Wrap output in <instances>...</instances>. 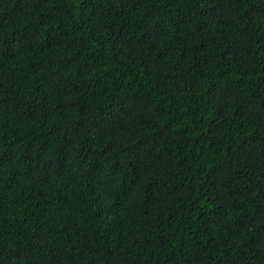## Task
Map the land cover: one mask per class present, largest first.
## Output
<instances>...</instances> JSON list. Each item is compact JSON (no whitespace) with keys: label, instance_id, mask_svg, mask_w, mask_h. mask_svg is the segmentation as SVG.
I'll list each match as a JSON object with an SVG mask.
<instances>
[{"label":"trees","instance_id":"obj_1","mask_svg":"<svg viewBox=\"0 0 264 264\" xmlns=\"http://www.w3.org/2000/svg\"><path fill=\"white\" fill-rule=\"evenodd\" d=\"M0 264H264V0H0Z\"/></svg>","mask_w":264,"mask_h":264}]
</instances>
